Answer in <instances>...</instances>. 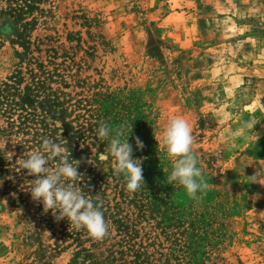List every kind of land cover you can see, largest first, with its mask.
<instances>
[{"label":"rangeland","instance_id":"1","mask_svg":"<svg viewBox=\"0 0 264 264\" xmlns=\"http://www.w3.org/2000/svg\"><path fill=\"white\" fill-rule=\"evenodd\" d=\"M173 117L192 125L199 201L167 182L157 139ZM102 122L126 126L144 177L134 193L97 160ZM45 138L80 161L102 240L32 200L37 177L19 162ZM4 140L0 264H264V185L250 182L264 168V0H0Z\"/></svg>","mask_w":264,"mask_h":264},{"label":"clouds","instance_id":"2","mask_svg":"<svg viewBox=\"0 0 264 264\" xmlns=\"http://www.w3.org/2000/svg\"><path fill=\"white\" fill-rule=\"evenodd\" d=\"M255 121H245L244 129L252 130ZM101 141H109L107 151L97 153L100 162L112 160V168L116 175L123 174L126 180V190L134 193L144 185L141 161L132 155V145L128 142L126 126L113 128L107 123H101L97 133ZM243 135L240 129L228 133L229 140H236ZM159 146L172 162V171L167 176L170 184L178 183L186 191L187 196L199 201L208 190L209 184L204 173L198 167V158L195 155L194 135L190 122L184 117L168 119L163 127L159 139ZM7 140L0 142V151L5 148ZM136 146L143 149L144 144L138 137ZM68 149L65 145L55 143L45 138L40 148L20 159L19 169H26L28 175H35L29 191L33 201L42 203L43 210H51L57 220L67 218L76 230L84 229L93 240H102L109 232L103 212L98 203L86 198L77 181L81 175L77 171L80 161L69 163ZM59 158L54 168L49 162ZM89 163H92L91 160ZM250 182L264 185V168H258L250 176Z\"/></svg>","mask_w":264,"mask_h":264}]
</instances>
